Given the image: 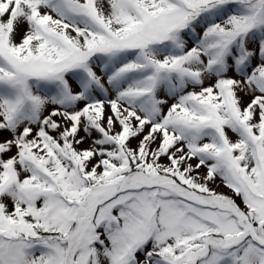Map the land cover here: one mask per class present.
Wrapping results in <instances>:
<instances>
[{"label":"snow or ice","instance_id":"obj_1","mask_svg":"<svg viewBox=\"0 0 264 264\" xmlns=\"http://www.w3.org/2000/svg\"><path fill=\"white\" fill-rule=\"evenodd\" d=\"M0 264H264V0H0Z\"/></svg>","mask_w":264,"mask_h":264},{"label":"rangeland","instance_id":"obj_2","mask_svg":"<svg viewBox=\"0 0 264 264\" xmlns=\"http://www.w3.org/2000/svg\"><path fill=\"white\" fill-rule=\"evenodd\" d=\"M242 95H243V94H242ZM243 99H244V102L247 103L248 100H249L250 98L245 96V97H243ZM57 119H59V118H57ZM233 138H234V137H233ZM135 143H136V141H133V145H135ZM84 147H87V144H85ZM162 162H165V163H166L167 161H166V159H163ZM199 174H200L201 177H203V176L206 174V169H203V168L200 169ZM209 186H210L212 189H214L215 191L219 192V193H223V194H225V195L232 196L233 199H236L238 203L240 202V201H239V198L233 196L232 191H231L230 189H228V188L223 184L222 179H221L219 176H217L216 179H215V182L210 183Z\"/></svg>","mask_w":264,"mask_h":264}]
</instances>
